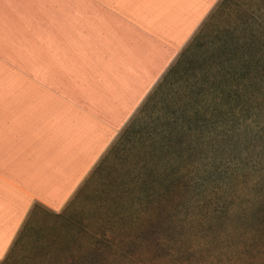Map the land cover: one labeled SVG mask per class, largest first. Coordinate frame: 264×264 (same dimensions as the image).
<instances>
[{
  "label": "crops",
  "instance_id": "obj_1",
  "mask_svg": "<svg viewBox=\"0 0 264 264\" xmlns=\"http://www.w3.org/2000/svg\"><path fill=\"white\" fill-rule=\"evenodd\" d=\"M221 1L0 0V264L37 210L79 204Z\"/></svg>",
  "mask_w": 264,
  "mask_h": 264
},
{
  "label": "rangeland",
  "instance_id": "obj_2",
  "mask_svg": "<svg viewBox=\"0 0 264 264\" xmlns=\"http://www.w3.org/2000/svg\"><path fill=\"white\" fill-rule=\"evenodd\" d=\"M177 83L166 81L157 101ZM248 153L219 161L223 172L207 182L209 162L178 168L194 182L162 191L95 181L67 216L37 210L10 264H264V151Z\"/></svg>",
  "mask_w": 264,
  "mask_h": 264
},
{
  "label": "trees",
  "instance_id": "obj_3",
  "mask_svg": "<svg viewBox=\"0 0 264 264\" xmlns=\"http://www.w3.org/2000/svg\"><path fill=\"white\" fill-rule=\"evenodd\" d=\"M249 1L218 4L85 186L102 181L105 187L120 183L124 188L162 191L194 182L180 171L188 164L202 169L204 161L209 162L201 174L202 182H207L223 172L219 161L231 154L238 155L231 160L241 163L242 150L264 151V0ZM169 79L178 81L179 88L157 101ZM155 102H161L160 109L143 120L145 114H138ZM248 116L251 121L246 123Z\"/></svg>",
  "mask_w": 264,
  "mask_h": 264
}]
</instances>
